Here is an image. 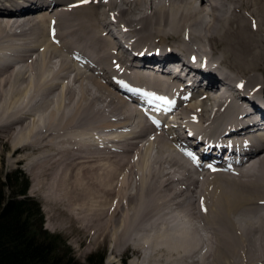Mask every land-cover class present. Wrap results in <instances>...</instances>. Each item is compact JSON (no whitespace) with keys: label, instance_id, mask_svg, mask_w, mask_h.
<instances>
[{"label":"bare ground","instance_id":"6f19581e","mask_svg":"<svg viewBox=\"0 0 264 264\" xmlns=\"http://www.w3.org/2000/svg\"><path fill=\"white\" fill-rule=\"evenodd\" d=\"M107 1L0 0L13 154L32 155L48 202L93 240L163 236L147 247L160 243L164 264H264V135L241 134L264 128V75L237 80L264 63V0ZM180 59L192 84L168 73ZM145 96L173 100L168 124ZM193 142L214 163L192 164Z\"/></svg>","mask_w":264,"mask_h":264},{"label":"trees","instance_id":"16d2710c","mask_svg":"<svg viewBox=\"0 0 264 264\" xmlns=\"http://www.w3.org/2000/svg\"><path fill=\"white\" fill-rule=\"evenodd\" d=\"M28 182L19 167L0 173V264H104L101 252L79 262L62 235L43 227V212L27 193Z\"/></svg>","mask_w":264,"mask_h":264},{"label":"rangeland","instance_id":"374dc122","mask_svg":"<svg viewBox=\"0 0 264 264\" xmlns=\"http://www.w3.org/2000/svg\"><path fill=\"white\" fill-rule=\"evenodd\" d=\"M95 17H97V15ZM185 38H183L184 41L186 40ZM158 39H156V42ZM162 43H164V41L156 43V45L158 46L159 44L161 45ZM193 46H196V44H194ZM251 74H254L260 81L262 79V75H264V63H261V69H259V71H252L249 74L247 73L239 74L237 80H246ZM234 76H236V74H234ZM262 81L263 79L260 82ZM239 84H241V82H239ZM257 88L258 87H256L255 90H257ZM261 96H262V100H264L262 94ZM1 123H3V121L0 118V125H2ZM134 152L135 150L133 151V153ZM31 157L32 155L30 154L25 157L26 159H22L20 155L13 154L12 139L10 140L5 139L2 132H0V173H5V171H11L16 167L22 169V171L27 175L29 181L27 193L32 197H34L36 200H38V202L40 203L41 210L43 212V227L46 228L48 232L58 233L59 235H62L63 239H65V241L70 246L75 259H77L81 263L86 262L89 255L95 252H101L104 255V264H133V263L134 264H164L165 263L162 260V256H161L160 243L158 244V246L154 247L153 249H149L147 247L148 244L151 242H155V241L161 242L163 236H158L156 239L148 238L144 240V243L142 245L138 243H134L133 244L134 248L130 245L128 248L127 242L129 240H130L129 242H131L132 238L134 239L136 237L135 235L121 236V238L117 242L116 241L113 242L114 237L112 238V236L108 237L101 235L97 238V240H93V237H91L93 235H90L92 234V231H87V229L84 228V223H82L81 221L77 222L78 224H76V222H73L74 223V224L72 223L73 225H71L70 223L64 224V219H66L65 216H61L59 212L55 211L57 208H54L55 206L50 204L45 197V195H47V188L50 185H52L51 184L52 178L48 176V178H43V182H39V180L36 179V177L33 174H31L27 168V162H28L27 159H30ZM131 159L132 158L130 156V160ZM126 171H128L127 168L125 169L124 172ZM32 177H34V180H36L37 182L34 181ZM37 188L41 192L36 190ZM193 195L195 196V193ZM177 211L178 210L174 211L172 215L175 214H176L175 216L182 215ZM76 212L78 213V216H80V211L79 212L76 211ZM196 224L200 229L199 231L201 233H204L201 223L197 222ZM139 249L142 250L143 253H145V256L142 257V261H140V258L143 255V253L140 254V252L138 251ZM109 257L113 258L112 262H106V260Z\"/></svg>","mask_w":264,"mask_h":264},{"label":"snow or ice","instance_id":"6c2138e0","mask_svg":"<svg viewBox=\"0 0 264 264\" xmlns=\"http://www.w3.org/2000/svg\"><path fill=\"white\" fill-rule=\"evenodd\" d=\"M241 86V85H238V87ZM163 99V98H162Z\"/></svg>","mask_w":264,"mask_h":264}]
</instances>
